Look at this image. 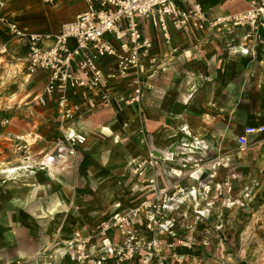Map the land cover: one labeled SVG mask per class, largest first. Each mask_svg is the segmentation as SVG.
<instances>
[{
    "label": "crops",
    "instance_id": "0c3cea01",
    "mask_svg": "<svg viewBox=\"0 0 264 264\" xmlns=\"http://www.w3.org/2000/svg\"><path fill=\"white\" fill-rule=\"evenodd\" d=\"M196 1L201 2L210 15L233 13L247 7L242 0H177V3L188 6ZM230 4L233 10L228 9ZM84 9L85 0H4L1 13L24 31L57 32L64 22ZM144 32L153 42V52L164 61L159 75L144 86L140 103L127 105L115 98L102 109L82 116L74 127L87 140L79 146L76 159L54 162L49 165L50 172L33 170L22 179L0 180V242H45L50 237L45 234L47 231L56 230L55 237L61 227L66 230L84 221L86 226L94 225L100 207L110 209L112 214L118 206L130 209L140 199L156 195L149 182L151 177L158 187L168 186L173 179L166 168L180 165L183 159L187 160L183 174L187 177L191 174L187 185L189 192L192 188L190 178H203V184L209 186L208 181L222 178L231 171L233 162L244 171L254 170L253 164H257L258 171L263 168L264 132L249 135L244 152L238 150L236 137L245 126L264 124V33L258 40L245 36L248 28L238 29L231 43L233 50L228 48V33L216 38L209 30L177 31L171 27V41L166 43L161 33L148 22L144 23ZM0 37L3 40L0 47L7 46V52L0 53V65L4 66L1 59L9 56L12 63H7L8 73L12 66L15 70L16 66L23 69L25 61L20 55L18 41L1 25ZM172 47L178 48L174 54ZM236 49H246V53L236 52ZM3 72L0 71L1 76ZM23 78L34 84V89L38 88L34 94H26L31 96V105L21 113L25 114L24 118L12 113L5 100L8 91L0 89V163L16 162L2 164V171L6 166H20L12 154V141L17 135L40 132L44 141L36 142L33 151L51 150L48 144L52 139L54 104L50 99L46 107L34 102V96L45 82V74L42 71L33 76L24 73ZM3 82L0 80V88ZM43 122L48 124V129L42 126ZM45 130L49 135H45ZM196 148H200L202 156L199 159L202 166L200 161L199 165L197 163L198 170H195ZM151 151L160 156L173 155L174 159L163 161L141 175L133 174L130 170L132 160L147 156ZM8 156L11 159H7ZM69 165H75L70 179L64 171ZM34 172L38 174L32 175ZM35 181L41 182L38 188L48 189L46 194L51 197L45 203L37 202ZM73 189L76 202L68 203ZM119 193L122 196L114 201ZM53 196L56 199L52 203ZM40 221L44 230L38 225ZM65 230L59 237L67 235L63 233ZM114 232L116 230L112 229L108 236L118 240L120 236L113 237ZM72 235L68 234L67 239ZM29 251L19 245L1 264L16 259L15 255L26 257Z\"/></svg>",
    "mask_w": 264,
    "mask_h": 264
},
{
    "label": "built area",
    "instance_id": "2783aa9c",
    "mask_svg": "<svg viewBox=\"0 0 264 264\" xmlns=\"http://www.w3.org/2000/svg\"><path fill=\"white\" fill-rule=\"evenodd\" d=\"M242 1L247 7L241 11L210 15L199 1L180 6L177 0H85V9L64 22L57 32H27L1 13L4 0H0V25L21 47L23 72L27 76L37 71L45 74L34 102L46 107L50 99L54 104L51 150L33 151L36 142L44 141L40 132L20 134L12 141L14 158L26 170H43L54 162L76 159L79 146L86 141L85 135L74 127L82 116L102 109L115 98L127 105L140 103L144 86L159 75L164 61L153 52V42L144 32L146 22L161 33L166 43L171 41V27L177 31L209 30L216 38L228 33V48L233 50L231 43L238 29L248 28L245 36L259 40L264 33V0ZM177 50L172 47L171 53ZM235 51L246 53V49ZM5 52L7 46L3 45L0 53ZM263 132L264 124L245 126L236 142L245 148L249 135ZM173 159V155L160 156L151 151L132 160L130 170L141 175ZM183 160L178 166L166 168L173 179L168 186L158 187L155 178L149 179L156 201L144 198L128 210L115 211L109 222L100 224L103 255L94 256L90 252L89 234L81 230L73 232L69 245L74 264H104L107 255H115L108 236L110 228L131 235L141 214L152 219L151 212L166 207L172 195H182L185 188L181 178L187 167V160Z\"/></svg>",
    "mask_w": 264,
    "mask_h": 264
},
{
    "label": "rangeland",
    "instance_id": "374dc122",
    "mask_svg": "<svg viewBox=\"0 0 264 264\" xmlns=\"http://www.w3.org/2000/svg\"><path fill=\"white\" fill-rule=\"evenodd\" d=\"M228 9L233 10V4H230ZM2 41L0 37V43ZM1 61L4 66L0 65V71L4 72L2 76L0 75V80L4 82L0 89L8 91L5 100L12 113L16 112V116L24 118L25 114L21 113L24 112V108L31 105L29 102L31 96H26V94L29 92L34 94L38 88L34 89V84L24 80V72L17 66L16 70L12 66L10 73L6 71L10 67L7 63H12L9 56L3 57ZM105 121L106 119L99 124H103ZM42 126L46 129L49 128L46 122H43ZM44 132L45 135L50 133L48 130ZM48 146L50 150L52 145L49 143ZM247 147L238 148V150L244 152ZM199 149L196 148L194 154L198 159L196 162L198 165L200 164L199 159L202 157ZM8 152L10 153V151ZM7 159H11V156H8ZM245 162L250 165L249 161ZM231 164L233 167L231 171H228L222 178L208 181L209 186L208 183L203 184L205 182L203 178H190L192 181L190 192L187 186L189 175L188 177L184 175L181 178V185L187 187L184 193L172 195L173 198L167 201L166 207L161 208L159 212H151L153 213L152 219L145 213L141 214L135 222L136 226L134 225L131 235H125L116 228H110V232L112 229L116 230L112 234L113 237L119 235L120 238L118 240L110 239L115 255H107L104 264H264V164L260 171L256 167L257 164H253L254 170L247 171L246 169L244 171L243 167L236 162ZM198 165L195 170L199 169ZM38 170L40 171V169L35 171ZM44 170L50 172L51 168L48 167L41 171ZM1 171L0 168V180L22 179L25 175L24 172H21L12 178L15 172L4 174ZM64 171L67 172L66 176L70 179L75 171V165L67 166ZM36 174L38 173L34 172L32 175ZM121 175L125 176L126 172ZM35 183L37 202L40 200L41 203H45L44 201H48L51 197L46 194L48 189L38 188L37 186L41 182L35 181ZM193 187L201 190V193H196V195L194 193L192 196ZM121 196L122 194H117L114 201ZM76 197L73 189L72 195L67 200L68 203L76 202ZM155 197L153 196L152 199L156 201ZM54 199H56L55 196L51 199L52 203ZM140 200L137 202L139 203ZM61 201L63 202V200ZM158 202L162 203L161 200ZM115 211L125 210L118 206ZM96 213L98 219L94 225L90 224V216H88L87 221L90 226H86L84 221L74 227L66 228V230L64 227L58 228L60 232L62 230L67 232H63L67 235H61V237H59L60 232L57 236H53V234H57L56 230L54 232L47 231L45 234L50 237L45 242L36 241L22 244L0 242V264L9 254L13 255L11 254L13 249L19 245L30 250L26 257L15 255L16 259H10L3 264H74L72 249L69 245L72 237L67 239V236L76 230H81L91 236L87 247L94 256L103 255V235L100 234V224L109 222L112 212L110 209L100 207ZM148 214L150 215V212ZM40 215L38 214V216ZM38 225L44 230L42 221Z\"/></svg>",
    "mask_w": 264,
    "mask_h": 264
},
{
    "label": "bare ground",
    "instance_id": "6f19581e",
    "mask_svg": "<svg viewBox=\"0 0 264 264\" xmlns=\"http://www.w3.org/2000/svg\"><path fill=\"white\" fill-rule=\"evenodd\" d=\"M185 130H186V128H184V132H185ZM86 140H87V138H86ZM86 142V141H85ZM4 163H13V164H15L16 162H14V161H11V162H4ZM4 163H2V164H4ZM1 164V165H2ZM10 165V164H9ZM19 165H20V163H19ZM21 171H23L24 172V174H26V173H28V172H32L33 170H26L24 167H22V166H18V167H13L12 168V166L10 167V166H6L5 168H4V170L3 171H1V172H4V174L5 173H14L13 175H12V178H14L15 176V174H17V173H19V172H21ZM190 176V175H189ZM5 177V176H4ZM195 183V182H194ZM194 193H195V195H196V193H201V190H199L198 188H196V187H193V191H192V196L194 195ZM202 196H203V193H202ZM71 243V242H70Z\"/></svg>",
    "mask_w": 264,
    "mask_h": 264
}]
</instances>
